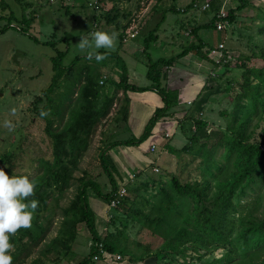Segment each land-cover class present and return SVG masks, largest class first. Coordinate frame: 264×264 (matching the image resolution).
Returning <instances> with one entry per match:
<instances>
[{
    "label": "rangeland",
    "instance_id": "rangeland-1",
    "mask_svg": "<svg viewBox=\"0 0 264 264\" xmlns=\"http://www.w3.org/2000/svg\"><path fill=\"white\" fill-rule=\"evenodd\" d=\"M192 1L5 0L8 9L3 11L0 6V156L7 153L14 156L12 172L8 174L10 178L13 174L27 175L33 179L43 170L41 160L51 162L53 159V147L45 130L46 121L40 116L41 109L48 105V96L52 98L53 107L59 106L62 102L67 121L81 107V90L87 76H92L100 82L107 76L101 91L110 96L116 95L118 101L113 106L111 114L94 132L89 149L81 160L69 188L62 194L54 191L50 198L51 222L48 223L46 236L37 244H31L16 264H32L41 258L47 244L58 236L63 222V209L70 206L78 195L80 178L85 172L101 185L104 194L111 191L100 158L104 146L115 141L140 139L155 112L164 106L160 93L153 90L138 93L121 90L124 97L120 96V90L117 93L114 85L119 83L122 76V66L125 65L128 70L130 84L138 87L152 86L147 77L149 58L157 61L176 57L190 45L191 41H196L194 36L187 35L191 28L209 24L221 12V0H215V8L212 7L207 12L188 9ZM96 2L100 4V10L91 6ZM200 2L212 4L213 0H197L195 4ZM236 6L235 0H231L225 11L229 14ZM173 8L176 11H172ZM116 12H119V18L114 21L115 23L109 24L105 18L100 22L96 21L106 13L113 16L117 15ZM261 12H264V0H251L250 7L240 12L236 22L227 24L224 30L220 31L212 26L201 29L198 37L206 45V49L201 52L206 58L198 52L189 53L186 57L177 59L161 80V89L164 90H171L174 83L172 76L183 82L184 91L179 93L180 105L174 110H169L165 117L162 116L163 119L156 124L152 135L140 146H121L117 148L125 151H118L119 149L115 148L113 153L110 152L114 166L113 176L119 186H127L131 201L135 197L134 200L139 205L143 204L140 197V200L137 199L132 188H139L150 180L167 183L172 175H176L182 182L201 181V159L186 154L178 156L168 154L167 146L179 150L184 148L188 144L186 134L190 135L193 127L195 130L193 120L196 119L206 121V128L199 133L200 143H206L208 146L216 143L222 128L226 126L221 112L232 109V100L241 91L244 70L236 69L235 65L245 62L252 68L262 64L251 58L253 52L264 46V36L260 32L264 24ZM126 26L129 27L127 30ZM135 26L139 35L131 39L127 32ZM155 29L158 39L152 43L147 55L144 52L145 40ZM97 30L116 33V40L111 49L96 50L98 53L102 51L113 53L114 58L105 57L100 62H96L95 59L88 60L87 52L79 48L81 37L90 39L91 33ZM121 37L126 40H121ZM220 44L225 46L223 55L230 57L228 69L224 65L211 63L214 57L210 53L214 50V54H219ZM59 52L66 53L60 62L62 67L72 69L64 75L59 86H55L54 91L46 95L45 91L52 86L54 77L53 59ZM220 56L221 54L215 58ZM251 79L255 82L253 77ZM179 82H176L177 85ZM72 91L73 94L69 97L68 94ZM37 99H42L39 106H36ZM188 100L192 102L188 104ZM134 106L132 109L134 119H138L130 126L129 116L131 107ZM123 107L129 109L126 121L120 119V109ZM5 122L10 123L12 127L5 126ZM167 134L171 137L166 138ZM153 145L157 148L155 151H152ZM222 152L223 150L220 154ZM134 162L138 167L133 165ZM155 168H159L160 172L156 173ZM136 170L138 173H134ZM134 175H137V179L134 178L132 182ZM156 188L157 186L152 187L151 192H155ZM89 192L94 212L98 207L97 203L103 204L105 217L108 206L93 191ZM253 199L254 195H251L245 198L242 204L245 205ZM143 208L148 210L147 206ZM110 211L109 209L107 218L102 222H99L101 220L99 218L103 213L99 217L95 213L96 228L100 236L104 234L105 237L109 231L107 223L110 222ZM113 212L119 219L118 228L124 229V225L128 224L126 234L129 249L142 253L147 247L152 251L161 247L163 243L161 238L142 229L137 223L127 222L123 212L116 210ZM110 231L115 232V228ZM92 243L90 232L83 226L79 230L73 252L58 264L82 263L90 256ZM222 254L223 250H219L215 256L220 258ZM49 258L50 260L43 261L46 264H55L56 255L52 254ZM129 261L130 258H124L120 264H132ZM184 261L181 258L178 264H183ZM89 264L103 263L94 261ZM142 264L167 263L158 262L152 257Z\"/></svg>",
    "mask_w": 264,
    "mask_h": 264
},
{
    "label": "trees",
    "instance_id": "trees-1",
    "mask_svg": "<svg viewBox=\"0 0 264 264\" xmlns=\"http://www.w3.org/2000/svg\"><path fill=\"white\" fill-rule=\"evenodd\" d=\"M196 1L193 0L188 9H192ZM214 2L215 0L211 4V9L215 8ZM235 2L237 6L226 18L220 19L216 16L205 26L192 27L188 36H194L196 41H191L190 45L176 57L157 61L149 58L147 77L152 86L138 87L130 84L128 70L125 65L122 66V76L119 83L114 85L117 93L119 90L135 93L157 91L163 98L164 106L155 112L140 139L115 141L104 146L100 158L111 191L104 194L101 185L85 172L80 178L78 195L70 206L63 209V222L58 236L47 244L42 257L32 264H46L43 259L50 260L52 254L57 257L55 264L69 257L78 239L79 230L83 226L90 232L93 243L90 256L80 264L94 263V257L99 254V244H103L108 252L130 258L129 262L132 264L145 263L152 257L167 264H178L181 258L185 260L183 264H264V46L253 52L251 57L260 61L262 63L260 66L250 68L245 62L235 65L236 69L244 70L241 91L232 100V109L221 112L226 126L222 128L216 143L210 146L200 143L199 133L206 128V121L196 119L193 120L195 130L193 127L190 135L186 134L188 144L184 148L179 150L167 146L168 153L174 156L186 154L201 159V181L182 182L179 177L172 175L167 183L150 180L139 188H132L137 199L140 197L139 200L143 204L139 205L134 200L135 197L134 201L129 197L123 198L121 204L110 212V222L107 223L109 231L105 237L97 232L96 215L89 194L90 190L93 191L109 208L119 187H122L113 176L114 166L110 152L121 146H140L152 135L156 124L165 117V114L180 105L178 90L161 89L162 77L171 70L177 59L193 52L202 55L201 52L206 49V45L198 37L201 29L211 26L217 28L216 22L235 23L238 14L251 5V0ZM0 6L3 11L8 9L5 0H1ZM172 11L176 10L173 8ZM116 13L117 15L113 16L106 13L96 21L100 22L105 18L109 24L115 23L114 21L119 18V12ZM261 18L264 20V12H261ZM128 28L125 27L126 30ZM260 32L264 36V24ZM156 33L157 29L145 40L144 52L147 55L152 43L158 39ZM123 39L125 38L121 37V40ZM99 53L104 57H115V54L106 51ZM65 54L59 52L53 59L54 77L52 86L45 91L46 95L51 94L55 86H59L64 75L72 69L63 68L60 63ZM202 56L206 58L204 54ZM228 67L226 64L225 68ZM101 86L100 80L87 76L81 90V107L67 121L62 102L59 106L53 107L50 96L47 100L48 105L41 109L49 113L42 118L46 121V134L53 147V159L51 162L41 160L42 172L33 179L29 178L35 187L34 194L28 201L36 200L38 206L31 227L10 234L9 242L12 247L9 254L12 257V264L19 262L31 244H37L46 236L48 223L51 222L50 198L54 191L62 194L69 188L81 160L89 149L94 132L110 114L117 97L102 92ZM72 94L73 91L68 94L69 97ZM41 102L42 99H37L36 106ZM128 111L127 107L120 109L121 120H127ZM181 123L184 126V121ZM221 150L223 152L220 154ZM13 158L11 153L0 156V168L6 174L12 172ZM154 186H157L156 191L151 192ZM251 195H254V199L243 205V200ZM143 206H147L148 210L146 211ZM115 210L123 212L127 222L137 223L142 229L161 238L163 240L161 247L154 251L147 247L142 253L129 249L126 234L128 224L124 225V229L118 228L119 219L114 216ZM112 228H115V232L110 231ZM219 250H223V254L217 258L215 253Z\"/></svg>",
    "mask_w": 264,
    "mask_h": 264
},
{
    "label": "clouds",
    "instance_id": "clouds-1",
    "mask_svg": "<svg viewBox=\"0 0 264 264\" xmlns=\"http://www.w3.org/2000/svg\"><path fill=\"white\" fill-rule=\"evenodd\" d=\"M115 40L116 33L97 30L91 33L90 39L81 37L78 45L82 51L87 52L88 60L95 59L96 62H100L105 57L96 50L111 49ZM45 115L44 111L40 112L41 117ZM5 126L12 127L8 122H5ZM34 187V182L27 175L12 174L10 178L0 168V264H12V257L9 254L12 247L9 242L10 234L31 227L38 206V201H28L34 194Z\"/></svg>",
    "mask_w": 264,
    "mask_h": 264
},
{
    "label": "built area",
    "instance_id": "built-area-1",
    "mask_svg": "<svg viewBox=\"0 0 264 264\" xmlns=\"http://www.w3.org/2000/svg\"><path fill=\"white\" fill-rule=\"evenodd\" d=\"M52 1H56V0H52ZM60 1V0H59ZM66 1H69V0H66ZM231 0H221V3H222V8H221V12L217 15L218 18L220 19H223V18H226L228 16V13L225 11L226 10V6L227 4L230 2ZM92 7L96 8V10H100L101 6L98 2H96L95 4H91ZM194 9L198 10V11H202V12H207L211 9V3L209 2H203V3H198V4H194L193 6ZM229 24V22H218L217 23V29L222 31L224 30L225 26ZM128 36L131 38V39H135L138 35H139V31H138V28L135 26L133 28H130L129 31L127 32ZM187 35H190L187 34ZM219 54H214V50L211 51V56L213 55L214 57V61H215V64L216 65H226L230 62V57H226L223 55V53H225V46L223 44H220L219 47ZM220 56V58H215L216 56ZM215 59H219V60H215ZM214 75V74H213ZM215 76V75H214ZM105 80H106V77H104L100 84L101 85H105ZM166 137H171L170 134L166 135ZM157 148L156 146H152V151H155ZM154 171L156 173H159L160 172V169L159 168H155ZM134 178H136V176L134 175L133 178H132V182L134 180ZM128 189H127V186H122V187H119V190L118 192L116 193L115 195V198L111 201L110 203V206H109V209L112 210V209H115L117 208L120 204H121V201L123 200V198H126L128 197ZM111 212V211H110ZM92 247V244L91 246ZM98 251H99V254H97L95 257H94V261L96 262H99L101 261L103 264H120L122 263V261L124 260V258L121 256V255H117V254H113L111 252H108L103 244H99L98 245Z\"/></svg>",
    "mask_w": 264,
    "mask_h": 264
},
{
    "label": "crops",
    "instance_id": "crops-1",
    "mask_svg": "<svg viewBox=\"0 0 264 264\" xmlns=\"http://www.w3.org/2000/svg\"><path fill=\"white\" fill-rule=\"evenodd\" d=\"M124 40H126V38L124 39ZM212 60V59H211ZM213 61V60H212ZM212 64H214V65H216L215 64V62L213 61V62H211ZM172 73V72H171ZM190 75V74H189ZM191 75H193L194 76V74H191ZM105 77V76H104ZM107 77V76H106ZM172 78V81H174V83L172 84V86H171V90H179V92L180 93H182L184 90H183V88H182V86L184 85H182V81H180V80H178L176 77H174V76H172L171 77ZM167 79H168V76H167ZM180 81V82H179ZM179 82V85H177V83ZM204 84V83H203ZM132 85H134V84H132ZM204 86V85H203ZM120 96H122V97H124L123 96V92L122 91H120V94H119ZM183 100H182V98H181V102H182ZM117 100H116V102H115V104H114V106L117 104ZM192 101L191 100H188V104L189 103H191ZM194 102V101H193ZM163 107V106H162ZM133 108H135V106L134 107H131V113H130V116H129V125L131 126V125H133V123H134V121H137V119H134V115H133V113H134V110H132ZM112 112V111H111ZM111 112H110V114H111ZM109 114V115H110ZM108 115V116H109ZM168 135V134H167ZM166 138H168V137H166ZM154 146V145H153ZM123 148V147H122ZM117 149H119V148H117ZM115 150V149H114ZM114 150H112L111 151V153H113V151ZM122 150H124V149H119L118 151H122ZM125 151V150H124ZM168 153V152H167ZM169 154V153H168ZM129 165V164H128ZM133 165H135V166H137L136 165V163L134 162L133 163ZM138 167V166H137ZM136 167V168H137ZM134 173H138L137 172V170L134 172ZM98 204V207L96 208V210H95V213H96V215H98V217H99V215L100 214H102V217H100L99 219H101L99 222H102V221H105V218H107V214H108V212H109V209L106 211V216L104 217V212H105V210H104V207H103V204H100V203H97ZM103 207V208H102ZM105 229V231H107V229H106V227H104ZM105 231H104V233H105ZM102 234V233H101ZM104 234H102V236H103ZM91 246V245H90Z\"/></svg>",
    "mask_w": 264,
    "mask_h": 264
}]
</instances>
